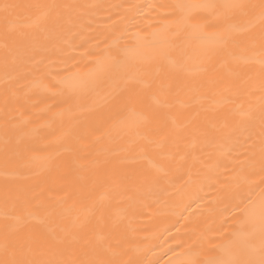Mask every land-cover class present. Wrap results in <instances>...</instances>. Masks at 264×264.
Instances as JSON below:
<instances>
[{
    "label": "bare ground",
    "instance_id": "1",
    "mask_svg": "<svg viewBox=\"0 0 264 264\" xmlns=\"http://www.w3.org/2000/svg\"><path fill=\"white\" fill-rule=\"evenodd\" d=\"M0 264H264V0H0Z\"/></svg>",
    "mask_w": 264,
    "mask_h": 264
}]
</instances>
